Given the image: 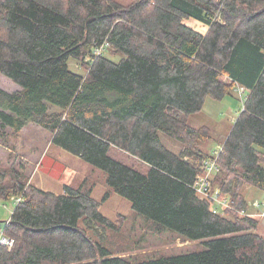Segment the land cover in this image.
I'll return each instance as SVG.
<instances>
[{"label": "trees", "instance_id": "16d2710c", "mask_svg": "<svg viewBox=\"0 0 264 264\" xmlns=\"http://www.w3.org/2000/svg\"><path fill=\"white\" fill-rule=\"evenodd\" d=\"M105 41L111 47L95 57ZM70 59L88 74L71 72ZM0 73L21 88H0L1 135L46 129L103 171L154 231L207 240L200 251L130 254L127 217L100 212L92 175L55 194L0 163V198L22 196L2 230L14 245H0V264H264L259 218L241 214L251 210L247 188L264 191V0H0ZM238 89L242 108L212 179L232 202L221 213L193 189L214 152L202 149L211 128L190 119Z\"/></svg>", "mask_w": 264, "mask_h": 264}, {"label": "rangeland", "instance_id": "374dc122", "mask_svg": "<svg viewBox=\"0 0 264 264\" xmlns=\"http://www.w3.org/2000/svg\"><path fill=\"white\" fill-rule=\"evenodd\" d=\"M123 6H129L133 0H110ZM189 27L206 33L207 25L195 20L184 21ZM111 46V45H110ZM109 56V50L106 52ZM119 56L114 58L119 61ZM71 72L81 76L88 74V69L82 67L79 61L70 59L68 62ZM0 88L9 92L20 91V88L12 80L0 73ZM244 92L237 90L238 96H229L221 101L209 98L201 113L190 119V125L195 128L208 125L211 129L212 140L202 145L207 152H214L213 156L222 147L225 140V132L236 121L242 108L241 95ZM239 97V98H238ZM165 146L174 153H179L181 144L165 134H161ZM6 139V142L4 141ZM52 134L36 125H30L22 132L15 135L8 130L4 135L0 134V163L5 167H14L22 170L29 183L37 187L61 194L66 184L76 180H82L92 175L97 180V187L93 192V198L101 202L100 212L112 221L119 219V215L127 217L124 236L130 241L131 253L136 255L151 252H160L166 256L183 252L200 251L205 249L207 240L183 243L178 234L165 229L158 233L148 224L144 216L138 214L130 200L112 192L107 185L106 174L103 171L91 172V167L79 157H76L59 148L52 142ZM212 156V157H213ZM108 193L110 196L104 201ZM14 198V197H13ZM17 198V197H15ZM249 203L264 202V191L255 187L247 188ZM16 207L14 199L6 201L0 198V229L3 230ZM223 213V210H219ZM252 213V211H251ZM259 234L264 236V218L259 217ZM177 234V235H176ZM1 236V233H0Z\"/></svg>", "mask_w": 264, "mask_h": 264}, {"label": "built area", "instance_id": "2783aa9c", "mask_svg": "<svg viewBox=\"0 0 264 264\" xmlns=\"http://www.w3.org/2000/svg\"><path fill=\"white\" fill-rule=\"evenodd\" d=\"M110 43L105 41L103 44L97 46L94 49L95 57H99L107 49H109ZM223 151V147L219 149V151L213 156L202 162V170L203 174L198 176L196 181L194 182L193 189L200 195L211 199L214 202V208L216 211L222 209L225 210L227 208H232V202L229 198H222L220 195V191L218 189H214L213 187V177L219 171L218 167V157L219 154ZM16 203L22 202V196L19 198H15ZM250 211H242V215L252 216V217H260L264 218V202L260 203L258 201H254L249 203ZM252 211V213H251ZM0 245L6 246L9 250L12 249L14 245V241L7 239L2 235V230L0 229Z\"/></svg>", "mask_w": 264, "mask_h": 264}, {"label": "crops", "instance_id": "0c3cea01", "mask_svg": "<svg viewBox=\"0 0 264 264\" xmlns=\"http://www.w3.org/2000/svg\"><path fill=\"white\" fill-rule=\"evenodd\" d=\"M20 88V87H19ZM20 90H21V88H20Z\"/></svg>", "mask_w": 264, "mask_h": 264}, {"label": "water", "instance_id": "95a60500", "mask_svg": "<svg viewBox=\"0 0 264 264\" xmlns=\"http://www.w3.org/2000/svg\"><path fill=\"white\" fill-rule=\"evenodd\" d=\"M1 223V222H0ZM5 224H6V222H5Z\"/></svg>", "mask_w": 264, "mask_h": 264}]
</instances>
